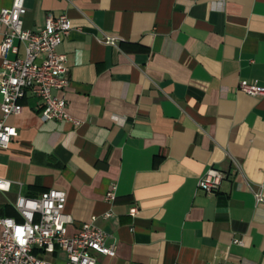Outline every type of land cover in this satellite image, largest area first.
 I'll return each instance as SVG.
<instances>
[{
  "label": "crops",
  "instance_id": "obj_1",
  "mask_svg": "<svg viewBox=\"0 0 264 264\" xmlns=\"http://www.w3.org/2000/svg\"><path fill=\"white\" fill-rule=\"evenodd\" d=\"M25 4L26 28H42L49 12L72 20L58 47L70 85L55 93L80 124L42 119V101L28 94L9 118L18 135L0 147V176L12 180L0 215L21 220L20 194L57 186L71 234L94 217L116 243L115 256L96 253L100 263L264 264V95L239 88L264 86V0ZM212 166L228 176L209 193L198 181Z\"/></svg>",
  "mask_w": 264,
  "mask_h": 264
},
{
  "label": "built area",
  "instance_id": "obj_2",
  "mask_svg": "<svg viewBox=\"0 0 264 264\" xmlns=\"http://www.w3.org/2000/svg\"><path fill=\"white\" fill-rule=\"evenodd\" d=\"M26 12L25 0H14L10 7H0V34L3 36L1 148L8 147L18 135L17 127L9 122V118L22 112L23 100L29 93L42 101V119L80 124V120L68 111L67 97L55 93V90H66L70 85L68 57L58 47L74 28L72 20L67 13L49 12L42 28L31 29L24 26ZM104 42L116 45L118 37L105 35ZM9 51L13 57L7 55ZM239 88L254 96L264 95V86L257 81L243 80ZM227 176V171L212 166L200 176L198 188L214 193ZM0 184L8 186L0 191H8L12 180L0 176ZM117 187L116 182L111 183L106 193L108 201L116 199ZM256 193L258 200H262L261 193ZM67 200L66 190L57 186L37 197L20 194L16 207L22 219L0 215V264H103L96 253L115 256L116 243L108 242L110 233L95 224L94 217L85 221L78 232H69L74 219L66 212ZM137 213V207L131 208L132 215ZM111 215L112 212L107 213V216ZM17 228L24 230L26 243L23 245L16 238ZM60 250L66 253L65 259L58 256ZM210 264L232 263L224 260Z\"/></svg>",
  "mask_w": 264,
  "mask_h": 264
},
{
  "label": "clouds",
  "instance_id": "obj_3",
  "mask_svg": "<svg viewBox=\"0 0 264 264\" xmlns=\"http://www.w3.org/2000/svg\"><path fill=\"white\" fill-rule=\"evenodd\" d=\"M6 184H0V188L7 189ZM24 236V230L22 228H17L16 229V238L18 239V242L23 245L26 243L25 239L23 238Z\"/></svg>",
  "mask_w": 264,
  "mask_h": 264
}]
</instances>
